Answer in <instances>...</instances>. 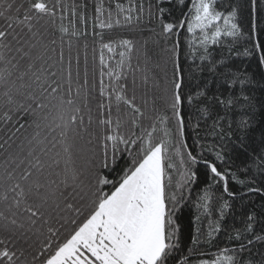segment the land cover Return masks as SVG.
<instances>
[{
  "label": "snow or ice",
  "instance_id": "obj_1",
  "mask_svg": "<svg viewBox=\"0 0 264 264\" xmlns=\"http://www.w3.org/2000/svg\"><path fill=\"white\" fill-rule=\"evenodd\" d=\"M164 0H161L163 3ZM183 2V0H181ZM253 13H255L256 0H251ZM170 3V0H169ZM13 3H8L6 8H0V18H3L4 23L0 24V99L3 100L4 107L7 109L3 113L4 119L11 120L10 112L23 111L30 113L36 119L33 120L35 127L40 129L42 125L52 130L60 128V136L67 141V129L70 125L76 124L78 114L81 109L77 106L76 101L72 99V71L71 59L68 62V99L63 96L57 97L55 94L61 88L55 80L49 82V77L57 76V72H49L44 64L48 45L41 44L37 48L36 43H30L28 50L23 47H15L12 41L20 43L23 37L21 33L27 29L31 34V38L37 36V32L33 31L35 24H39L42 20H47V23L57 27L61 33V39L64 36L80 37L87 35L88 21L92 20L93 35L99 37V63L101 66L100 80L98 93L102 98L97 102V108L100 111L98 125L104 129L102 136V154L100 158L99 168H96L90 174V183L87 185L86 196L88 197V214L77 224L76 220L71 223L76 225L62 241L59 239V229L53 230L48 228L49 233L53 237H57L56 246L53 248L51 238L42 245L39 255L45 256L43 264H189L192 255V248L188 249V256L181 255L177 257L179 251V225L176 222L175 213L178 211V206L184 199V191L186 185L192 184L196 179V172L193 167L203 161L208 170L210 183L202 190V194H197L196 208L202 210V214H211V188L213 183L223 184V191L228 196H233L234 193L229 192L228 179L229 173L222 171L217 167V164L210 160L194 156L191 151L187 152L188 161L193 167H187L181 174V180L177 182V190L180 192L178 197L176 192H170L172 186V176L168 171L175 168L168 156L169 146L172 144V132L167 127L170 117L165 113L155 112L154 116H149L152 121L149 128H141L139 121L140 117H144L145 113L141 107L135 103L136 96L127 95V84L121 81H126L124 69H131L132 52L135 48L132 40L121 39L114 41L109 39L104 40V30H110L113 27L121 26L119 18L125 9L121 3H115L116 18L113 19V10L111 6L105 5V0H95L94 13L89 16L86 11L88 5L81 3L79 5H64L57 0L56 3H50V0H29L27 7L20 4L13 10ZM61 9L60 23H56V9ZM21 9L23 18H20ZM83 9V10H78ZM133 11L138 13L143 12V6L138 8L130 6L127 9L126 15L123 16L125 23H131L133 20ZM168 9L157 6V19L162 28V33L165 38L170 39L176 37L172 48L170 49V60L172 63L171 78L166 80L164 87L165 104L167 110L171 111V119L175 121L176 134L180 138L181 147L186 148L187 145L183 142L185 118L183 115V107L185 102L191 107L195 101L201 98L206 100V103L197 110L206 119H212V107L216 104L224 109L230 108L234 101L223 95L213 94L208 95L205 89H198L195 93L185 91L189 88L190 81L193 79L194 73L202 72L203 65L207 62L211 67L210 71H215V62L211 59L210 46L223 45L226 38H231L232 44L244 36L241 24L239 23V13L235 6L230 3L217 4V0H191V6L188 12L179 20L166 22L164 13ZM68 12L69 16L64 13ZM150 17L152 13H149ZM135 19L139 21L141 16L138 14ZM68 20V25L65 26L64 21ZM77 24L84 26V31L77 29ZM19 28L20 32L16 29ZM100 31H95L96 29ZM190 34V39L187 40L184 56L190 60L188 68L182 65L180 61V30H184ZM257 25L255 16L251 25L252 36L250 39H255ZM11 37V40L8 39ZM52 44L56 41L53 39ZM87 45L85 44V48ZM36 51H33V50ZM118 49H123L117 51ZM255 52L259 53V59L264 64V46L256 40L254 44ZM15 51L16 53L23 52L19 57L12 56L9 58L8 53ZM105 50L111 55L108 60L105 59ZM54 52L55 49H52ZM95 51V50H94ZM245 56L252 55L253 52L245 49ZM116 59L115 66L111 61ZM27 57L28 63L26 68L21 69V60ZM50 58V57H49ZM199 60L200 64L196 61ZM15 61V62H14ZM64 61L63 50L59 53V62ZM41 62V63H38ZM77 65H79V57H77ZM218 63L223 64L221 59ZM51 67V66H49ZM107 69V71H105ZM109 77V83L106 85L104 76ZM79 78V71H77ZM144 83H148V77L143 78ZM135 81L133 80V84ZM235 83V80L233 81ZM56 85L55 87L53 85ZM88 80L87 70H85V79L82 84H79L76 89V95L80 96L81 90H84V103L87 107L88 103ZM155 87H159L158 84ZM37 89L39 91H37ZM96 89V85H93ZM45 93L47 95H45ZM57 102L52 104L51 100ZM29 101L31 103H29ZM47 101V102H45ZM146 103V102H145ZM35 104V108L32 107ZM51 104V107H49ZM121 105L127 106L131 110L132 115L127 121L122 120L119 113ZM113 108L117 113L115 120L113 119ZM45 109H49L44 113ZM91 111V109H89ZM43 113V114H42ZM224 117L217 115L213 122V128L220 126V121ZM80 124H83V117H79ZM92 122V117L89 116V123ZM130 122L131 128H141V133L137 135L135 131L127 129L122 131ZM243 123V122H242ZM157 124L163 127L164 138L158 142L154 140V133L157 131ZM23 127V125H21ZM231 128V125H229ZM19 129H17L18 131ZM221 131L222 128H221ZM231 135V132L227 133ZM40 132L37 131L35 137L37 144L42 141L37 140ZM223 139V136L221 137ZM62 141V142H64ZM31 143V142H30ZM139 145L138 147H136ZM3 147V145H0ZM55 147V144H53ZM73 145L64 142L63 152L66 156L64 180L62 183L65 187L68 186L69 178L73 183L79 179L77 170L70 169L68 164L71 162ZM135 148V151H133ZM32 151L29 156L33 155ZM41 151H45L41 149ZM50 151V150H49ZM176 155L180 156L181 166L185 164L181 148L175 149ZM47 155V151H45ZM59 156V153H57ZM216 159L222 160L221 153H216ZM259 159L264 161V154ZM24 161L21 160L20 163ZM54 163L59 164V160H54ZM92 163V161H89ZM31 168L40 169L43 163L39 156H34L29 161ZM107 169L111 174L110 179L103 170ZM32 175L31 171L25 170L23 175L17 180L13 172H6L5 180L11 183L5 188V191L0 199L4 202L9 201V193H12L11 204L9 211L14 207L20 209L24 206V211L30 213L28 220L30 225L36 224V219L33 217H43L41 211L44 203H47L55 193L49 194L45 192L41 194L39 190L44 187L39 180H35L30 185H23L20 181H26ZM232 179L237 183L243 184V181L238 180L235 174H232ZM55 183V181H53ZM108 190L105 191V187ZM187 191L191 194V189ZM250 191H259V189H250ZM36 195L41 203H29V199ZM83 199V197H81ZM59 207V204L56 205ZM68 208H72V204H67ZM229 207L227 201H224L220 206L219 215L223 219L225 209ZM77 215H82L81 209H76ZM16 215L15 212L12 213ZM0 217L7 219L3 212H0ZM200 216L197 215L196 220L199 221ZM47 223V221H44ZM255 217L248 216L246 226L243 230L237 229L235 239L240 241L239 251L243 252L254 241L264 242V235H256L254 230ZM11 225H17V220L12 219ZM63 227V225H61ZM23 223L19 224L16 229H10L8 225L4 226V230L12 231L15 234L20 229H24ZM30 230V229H29ZM220 231L219 221H210V230L207 233L209 241L214 238L215 234ZM264 231V228L261 229ZM199 233L200 229L197 228ZM248 234H251L249 238ZM23 235V232L20 233ZM233 237H229L232 239ZM247 239V244L243 241ZM193 244H197L198 237L193 236ZM0 264H31L26 257L27 249L23 247H9L3 240H0ZM29 247H31L29 245ZM51 249V251H49ZM237 250L234 248L218 249L211 258H202L197 261V264H253L251 260L237 259ZM33 261L38 259L34 253L31 254ZM201 257H206L205 253L199 254Z\"/></svg>",
  "mask_w": 264,
  "mask_h": 264
},
{
  "label": "trees",
  "instance_id": "obj_2",
  "mask_svg": "<svg viewBox=\"0 0 264 264\" xmlns=\"http://www.w3.org/2000/svg\"><path fill=\"white\" fill-rule=\"evenodd\" d=\"M29 0H0V8H6L8 3H13V12L16 6L24 4L25 8ZM57 0H50V3H56ZM64 5H72L73 3L79 5L86 3L87 9L84 10L91 16L94 13L95 0H59ZM117 0H105V5L111 6L113 10V19L116 18L115 3ZM125 9V12L120 15L121 26L113 27L110 30H104V40L107 42L109 39L119 41L121 39H129L133 41L135 48L132 52V67L128 69L125 67L124 72L127 76L126 81H121L127 84V95L131 97L133 94L136 96L135 103L141 107L145 116L140 117L139 121L141 128H149L152 121L148 119L149 116H154V109L158 112L165 113L170 117L167 127L172 132V144L169 146L168 156L175 168L168 171L172 176V186L170 192H176L177 182L181 180V174L187 167H193L188 161L187 152L191 151L194 156L204 157L211 162L217 164V167L222 171L229 173L228 188L229 192L234 193L233 196H228L223 191V184L213 183L211 188V214L204 215L202 210L198 211L196 208L197 194H202V190L210 183L209 173L202 160L197 163L193 170L196 172L195 182L186 185L184 191V199L178 206V211L175 213L176 222L179 225V251L176 253L177 257L184 255L188 256V249L192 248L193 252L190 257L189 264H197V261L202 258H211V256L223 248H234L237 250V259L251 260L253 264H264V242L254 241L249 245L245 251H239L240 241L234 237L236 230H243L246 226L249 215L255 217L254 230L256 235H264V161L259 157L264 154V64L260 62L259 53L255 52L254 44L258 40L264 46V0H256L255 13H253V6L251 0H217V4L230 3L232 6L237 7L239 13V23L241 24L244 36L239 38L235 44H232L231 38H226L223 45L210 46L212 54L211 59L215 62V71H210L207 62L204 63L202 72L194 73L193 79L190 81L189 88L185 91L195 93L198 89H205L209 96L223 95L224 97H231L234 101L233 105L227 110L222 106L216 104L212 107V119H206L197 110L202 107L206 100L201 98L195 101L189 107L185 102L183 107V115L185 118V129L183 142L187 145L186 148L181 147L179 137L176 134L175 121L171 119V111L167 110L165 104L164 87L166 80L171 78L172 63L170 60V49L176 40L175 36L167 39L162 33V28L159 20L156 18L158 15L157 6L168 9L164 13V20L171 22L183 18V15L188 12L191 6V0H118ZM143 6V12L138 13L133 11V20L131 23H125L123 16L128 14L127 9L132 6L138 8ZM83 10V9H78ZM23 11L21 9L20 18H23ZM152 13L150 17L149 13ZM56 23L59 25L61 9H56ZM141 16L137 21L135 17ZM69 16L68 12L64 13ZM255 16L257 25V32L255 39H250L252 36L251 25ZM3 18H0V24H3ZM33 31L37 32V36L31 38V34L27 33V29L21 33L23 39L17 44L12 41L15 47H23L25 51L28 50L30 43H36L37 48L41 44L48 45V51L45 59L47 63L44 67L49 72H57V76L49 77V82L55 80L61 88L55 94L57 97L63 96L68 99V62L71 59L72 71V99L76 101L77 106L81 111L78 114L76 124L70 125L67 129V141L60 136L61 129L56 128L52 130L48 127L37 129L33 120L36 119L30 113L23 111H12L9 115L12 116L11 120H5L3 117L4 107L3 100L0 99V196L3 195L5 188L10 186L11 183L5 180L6 172H13L18 180L23 175L25 170L31 171L32 175L26 181H20L23 185L27 186L32 184L33 181L39 180L44 185L39 192L44 194L55 193L47 203L43 204L41 211L44 213L43 217H33L36 219L35 225H30L28 217L30 213L24 211L22 205L20 209L11 208L12 193H9V201L6 203L0 199V212H3L7 219L0 217V240H3L9 247H23L27 249L26 257L31 264H43L45 256L39 255L41 247L49 238L53 243V248L56 246L57 237H53L49 233L48 228L52 227L53 230L59 229V239L62 241L69 235L76 225L71 223L76 220L77 224L80 223L88 214V197L86 196L87 185L90 181V174L96 168H99L100 158L102 154V136L104 129L98 125L100 118V111L97 108V102L102 99L98 93L100 70L99 63V37L94 36L92 28V20L88 21L87 35L80 37L64 36L61 39V33L57 27L47 23V20H42L39 24H35ZM65 26L68 25V20L64 21ZM79 31H84V26L77 24ZM20 32V29H16ZM95 31H100L98 28ZM190 34L184 30H180V61L185 69L191 63L184 56L187 46V40L190 39ZM11 40V37H8ZM55 40L56 43L52 44L51 41ZM27 40L29 44L24 41ZM85 44L87 47L85 48ZM253 52L252 55L245 56L243 53L245 49ZM52 49H55L53 52ZM63 50L64 61L59 62V53ZM95 50V51H94ZM123 49H118L120 51ZM33 51H36L35 49ZM9 58L16 56L18 59L23 55V52L16 53L14 50L7 54ZM111 54L105 50V59ZM50 57V58H49ZM77 57H79V65H77ZM115 57L111 63L115 66ZM221 59L224 60L223 64L218 63ZM15 62V61H14ZM28 63L27 57L21 60V69L26 68ZM41 63V62H38ZM200 64V61H196ZM51 66V67H49ZM85 70H87L88 80V103L85 107L84 103V90H81L80 96L76 95V89L79 84H82L85 79ZM77 71H79V78H77ZM107 71V69H105ZM148 77V83L145 84L143 78ZM133 80L135 83L133 84ZM235 80V83L233 81ZM104 82L109 83V77L104 76ZM96 89H93V85ZM158 84L159 87H155ZM56 86L55 84L53 85ZM37 91H39L37 89ZM45 95H47L45 93ZM51 100V98H49ZM47 102V101H45ZM56 100H51V103H56ZM146 102V103H145ZM29 103H31L29 101ZM35 108V104H32ZM51 107V104L50 106ZM91 109V111H89ZM49 109H45L47 113ZM43 114V113H42ZM122 120L127 121L129 116L132 115L127 106L121 105L119 113ZM219 115L224 117L220 121V126L213 128L215 117ZM83 117V124H80L79 117ZM89 116L92 117V122L89 123ZM117 113L113 108V119L115 120ZM243 122V123H242ZM23 125V127H21ZM231 125V128H229ZM157 131L153 134L154 140L159 141L164 138L163 127L157 124ZM141 128H131L130 122L122 131L131 129L137 135L141 133ZM221 128L223 131H221ZM17 129H19L17 131ZM40 132L37 140L42 143L37 144L33 138L36 132ZM231 132V135L227 133ZM223 136V139L221 138ZM73 145L71 162L68 164L70 169L77 170L79 179L73 183L69 178L68 186L65 187L62 181L64 180V169L66 156L63 152L64 142ZM31 142V143H30ZM55 144V147H53ZM137 145L136 147H138ZM181 148L185 164L181 166L180 156L176 155L175 149ZM35 148L33 155L29 156V152ZM44 149L47 151H41ZM50 150V151H49ZM135 151V148H133ZM59 153V156H57ZM216 153H221L223 159L217 160ZM34 156H39L43 167L40 169L31 168L29 161ZM23 160V163L20 161ZM54 160H59L60 163H54ZM92 161V163H89ZM103 172L111 179V174L107 169ZM232 174L238 180L244 183H237L232 179ZM55 181V183H53ZM191 189V194L187 189ZM250 189H259V191H250ZM108 187H105V191ZM83 197V199L81 198ZM224 201H227L229 207L225 209L223 219L220 218L219 209ZM29 203H41L38 196L33 195ZM59 204V207L56 205ZM67 204H72V208H68ZM81 209L82 215H77L76 209ZM16 215L13 216L12 213ZM197 215L200 216L199 221L196 220ZM16 219L17 225H11V220ZM47 221L45 223L44 221ZM210 221H219L220 231L215 234L214 238L209 241L207 233L210 230ZM25 225L24 229H20L15 234L12 231H5L4 226L8 225L10 229H16L19 224ZM63 225V227H61ZM199 228L200 232L197 233L196 229ZM30 229V230H29ZM23 232V235L20 233ZM193 236L198 237V243L193 244ZM251 238V234H248ZM229 237H233L229 239ZM247 244V239L243 241ZM29 245L31 247H29ZM3 245H0L2 247ZM51 251V249H49ZM32 253L38 256V259H32ZM205 253L206 257H201L199 254Z\"/></svg>",
  "mask_w": 264,
  "mask_h": 264
}]
</instances>
